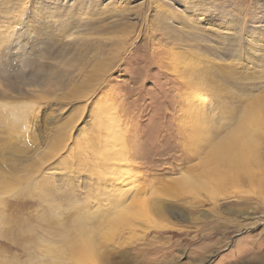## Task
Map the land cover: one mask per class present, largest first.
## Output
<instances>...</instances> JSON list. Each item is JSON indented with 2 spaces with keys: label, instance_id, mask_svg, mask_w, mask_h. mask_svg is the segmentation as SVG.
Segmentation results:
<instances>
[{
  "label": "rangeland",
  "instance_id": "1",
  "mask_svg": "<svg viewBox=\"0 0 264 264\" xmlns=\"http://www.w3.org/2000/svg\"><path fill=\"white\" fill-rule=\"evenodd\" d=\"M0 264H264V0H0Z\"/></svg>",
  "mask_w": 264,
  "mask_h": 264
},
{
  "label": "bare ground",
  "instance_id": "2",
  "mask_svg": "<svg viewBox=\"0 0 264 264\" xmlns=\"http://www.w3.org/2000/svg\"><path fill=\"white\" fill-rule=\"evenodd\" d=\"M251 120H252V118H250L248 121H251ZM247 134H248V131L245 128L241 127L239 129H237L235 132L229 134L225 139H223L222 142H220V146H215V148H214V154L221 156L222 157L221 159H223L225 164H228L227 167H230L229 170H231L232 172L236 168H239L240 164L242 165V167H241L242 169H246V168L249 169V167H251L248 164L249 159H247V158H245L242 162L240 160L238 161V159H239L238 155L243 154L245 148H247V151L249 152L253 148L254 143L256 142L255 138L249 137ZM234 164L237 165L238 167H235ZM233 167H235V168L233 169ZM206 173L207 172H205L204 174H206ZM212 173L213 172H211V174H210V172H208V175L205 176L206 180L209 177V178H211V181H212L213 180L212 178L216 177L215 179L219 183H222L224 181L233 182L235 179H237L234 177V175L231 176L228 174L229 176L228 175L225 176V174H223V173L220 175H218L219 173L212 175ZM214 173H216L215 170H214ZM222 175H224V176H222ZM212 176H214V177H212ZM198 179H200V178H198ZM223 179H225V180H223ZM201 183H203V182H201ZM205 185H206V182H205ZM84 221H87V220H84Z\"/></svg>",
  "mask_w": 264,
  "mask_h": 264
}]
</instances>
